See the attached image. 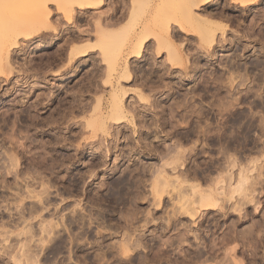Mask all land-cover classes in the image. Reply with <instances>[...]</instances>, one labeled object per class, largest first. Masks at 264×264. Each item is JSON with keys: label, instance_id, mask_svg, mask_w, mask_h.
Masks as SVG:
<instances>
[{"label": "rangeland", "instance_id": "obj_1", "mask_svg": "<svg viewBox=\"0 0 264 264\" xmlns=\"http://www.w3.org/2000/svg\"><path fill=\"white\" fill-rule=\"evenodd\" d=\"M33 1L0 0V264H264V0H243L248 5L215 0L198 7L184 0L187 8L192 6L189 13L181 0H104L98 8H75L69 22L58 10L64 0H39L50 9L48 26L27 19L35 16L29 5ZM166 1L171 8L163 7ZM194 16L200 18L197 25ZM202 17L227 27L202 25ZM96 21L100 29H117L115 36L101 40ZM28 23L41 30L32 29L27 38L19 31ZM146 28L151 35L141 47L142 58H130V46L140 34L146 36ZM159 36L171 42L159 41ZM14 37L22 49H11ZM86 45L84 57L71 51ZM172 51L179 58L169 56ZM113 97L125 111L122 126L111 119ZM225 100L235 101L228 106ZM239 111L248 117L246 136L236 132L240 142L227 154L209 142L213 134L208 139L200 133L190 141L180 137L198 112L210 113L229 133L231 117ZM177 146L186 150L184 165L165 168ZM10 155L18 166L7 173ZM227 155L238 158V167L252 169L248 174L258 182L253 202L242 211L227 199L214 211L175 217L176 193L163 192L160 204L153 199L151 184L161 166L168 179L186 177L187 184L207 189L212 182L206 179L225 172L215 167H226ZM124 178L128 183L120 189L122 199L115 181ZM42 185L48 190L39 198L42 204L26 197V186L36 195ZM186 186L183 193L191 195ZM42 224L51 230L48 237L40 231ZM124 241H130L128 254L120 248ZM22 244L28 246L21 249L26 254L20 252ZM52 245L58 249L51 251Z\"/></svg>", "mask_w": 264, "mask_h": 264}, {"label": "bare ground", "instance_id": "obj_2", "mask_svg": "<svg viewBox=\"0 0 264 264\" xmlns=\"http://www.w3.org/2000/svg\"><path fill=\"white\" fill-rule=\"evenodd\" d=\"M103 1L104 0H64V5H62V4H58V10H60L63 14H64V16H65V18H66V20L69 22V21H72V19L74 18L73 17V11H75L74 9L75 8H83V9H90V8H98V7H100L101 5H102V3H103ZM183 3H181V4H184L185 5V7L187 6L186 5V3H188V2H186V3H184L185 1L184 0H181ZM180 1V2H181ZM187 1H189L190 3H192V5H193V7L194 6H196V7H198V6H202V5H206V4H209V3H211V2H214L215 0H195V3H193L194 1H191V0H187ZM243 1V0H242ZM133 2V1H132ZM171 2V1H170ZM170 2H168L167 3V1H166V5L164 6L163 5V7H165V9H166V6L168 7L167 9H169V8H171V5H167V4H170ZM246 2V1H245ZM28 3H31V2H28ZM242 3V2H241ZM240 3V4H241ZM243 3H244V1H243ZM243 3H242V6H244V5H248V4H245L244 3V5H243ZM254 4V3H253ZM33 9V11H34V14H35V16H34V14H33V16L34 17H31V16H29V17H27V19H29V18H32V20L34 19V21H36V19H38L39 21H44L45 23H47V26H48V21H47V18H48V16L51 14V12H50V9L47 7V5H46V3H42V2H40L39 0H35V1H33L31 4H29ZM133 5V4H132ZM190 5V4H189ZM24 6V5H23ZM28 6V5H27ZM170 6V7H169ZM177 6V5H176ZM180 6V5H179ZM179 6H178V8H179ZM241 6V5H240ZM31 7H30V9H31ZM181 7V6H180ZM185 7L183 6V8L185 9ZM192 6L190 5V9H189V7L187 8L186 7V9H189V10H187L186 11V13L188 12L189 13V11L192 9L191 8ZM27 8V7H26ZM133 8V7H132ZM244 8H246V7H244ZM195 9V8H194ZM197 9V8H196ZM23 10V9H22ZM170 11H172V10H170ZM11 12V11H10ZM183 12V11H182ZM185 12V11H184ZM32 14H29V15H32ZM182 14V13H181ZM208 15V14H207ZM11 16V15H10ZM110 16V15H109ZM122 16V15H121ZM187 16V15H186ZM205 16V15H204ZM212 16V15H211ZM195 17V21H196V18H197V16H194ZM36 18V19H35ZM99 18H101V17H99ZM203 18V19H202ZM201 18V20L199 21L200 23H202V25H203V23H206V24H208L209 25V27L210 28H213L214 27V29H221L222 31L227 27V25H224V24H222V23H216L214 20H210V19H208L207 17H202ZM187 19V18H186ZM193 19V18H192ZM200 19V18H199ZM198 18H197V21H196V25L198 24L197 22H198V20H199ZM214 19V18H213ZM32 20H30V22H31V24L32 25H34V21H32ZM100 20V19H99ZM108 20H109V17H108ZM116 20V19H115ZM38 21V22H39ZM189 21H190V19H189ZM189 21H187V22H189ZM193 21V20H192ZM24 22V21H23ZM23 22H21V23H19V24H23ZM26 22H28V21H26ZM25 22V23H26ZM37 22V21H36ZM44 22H42V24L44 25L45 23ZM102 22V21H101ZM115 22V21H114ZM117 22H118V20H117ZM116 22V23H117ZM155 22V21H154ZM160 22V21H159ZM191 22V21H190ZM190 22H189V24H190ZM39 23H41V22H39ZM109 23V22H108ZM116 23H113V24H115L116 25ZM119 23V22H118ZM161 23V22H160ZM177 23V22H176ZM192 23V22H191ZM29 25V23H28V25H25L24 24V26H21V30L19 31V33H22L23 32V36H29L28 35V32H30L32 29L33 30H35L34 28H33V26L32 25ZM41 24V25H42ZM95 24H97V21H96V23ZM99 24H100V21H99ZM103 24V23H102ZM105 24V23H104ZM178 24V23H177ZM188 23H186V25H187ZM188 24V25H189ZM222 24V25H221ZM106 25V24H105ZM108 25V24H107ZM169 25V24H168ZM194 25V24H193ZM201 25V26H202ZM47 26H45V27H47ZM96 26V25H95ZM97 26H98V24H97ZM100 26H101V24H100ZM104 26V25H103ZM110 26V25H109ZM120 26V25H119ZM119 26H118V30H120V28H119ZM163 26V25H162ZM190 26H191V24H190ZM206 26V25H205ZM20 27V26H19ZM43 27V26H42ZM58 27V26H57ZM99 27V26H98ZM105 27V26H104ZM117 27V26H116ZM166 27V26H165ZM179 27V26H178ZM204 27V26H203ZM208 27V28H209ZM17 29H18V27H16ZM52 28V27H51ZM50 27H49V29H51ZM106 29H109V28H107V27H105ZM180 28V27H179ZM16 29V30H17ZM112 28H110L109 30H104V29H100V27H99V30L97 31V34H99V36L101 37V40H102V38L103 39H107V38H109V40H110V37L113 35V36H115V32H116V30L114 29V27H113V30H111ZM214 29H207V31H213ZM33 30H32V32H33ZM39 30H41V29H36L33 33H35V32H37V31H39ZM144 30V29H143ZM167 29H165V31H166ZM15 31V30H14ZM180 31H182V29L180 30ZM183 31H184V29H183ZM196 31V30H195ZM52 32V31H51ZM142 32H146V36H141V34H140V37L138 36L136 39V41H134V43H132V45L130 46L131 48H129V52H128V54L127 55H129V57L131 58H138V59H140V58H142V55H141V47L145 44L146 45V43L145 42H147V34H150L151 35V33L148 31V29L146 28L145 29V31H142ZM147 32H149V33H147ZM213 32H215V31H213ZM221 32V31H220ZM16 33H18V31L16 32ZM209 33V32H208ZM117 34H119V33H117ZM249 34V33H248ZM247 34V35H248ZM10 35H14V34H12V32L10 33ZM21 35V34H20ZM20 35H19V37H20ZM155 35V34H154ZM15 36V35H14ZM18 36V35H17ZM43 36V35H42ZM152 36H153V33H152ZM157 36V35H156ZM204 36V35H203ZM208 36V35H207ZM206 36V38H210V36H208L207 37ZM213 34H211V39L210 40H207V42L208 41H210V44L211 43H213V41L214 40H212L213 39ZM223 36V35H222ZM8 37H12V36H9L8 35ZM150 37V36H149ZM158 37V36H157ZM205 37V36H204ZM7 38V37H6ZM28 38V37H27ZM30 38V37H29ZM52 38V37H51ZM112 38V37H111ZM162 37H160L159 36V38H158V40L159 41H163V40H165L164 38L163 39H161ZM203 38V37H202ZM201 38V40H203ZM5 39V38H4ZM14 39H15V37H14ZM249 39V38H248ZM7 40L9 41V39L7 38ZM6 40V41H7ZM109 40H106V41H109ZM135 40V39H134ZM212 40V41H211ZM222 40H224V39H222ZM5 41V42H6ZM106 41L104 42V44H107L106 43ZM167 43H170L171 41H169V38H167V40H165ZM7 43H9V42H7ZM10 46H11V49H22L21 48V45L17 42V37H16V39L15 40H12V38H11V40H10ZM9 44L7 45V46H9ZM26 44V43H25ZM103 44V46H105ZM208 44V43H207ZM231 44V43H230ZM213 45V44H212ZM10 46H9V48H10ZM240 46H242V45H240ZM244 46V45H243ZM242 46V47H243ZM246 46V45H245ZM247 46H249V45H247ZM210 47V46H209ZM214 47V46H213ZM246 48V47H245ZM28 49V48H27ZM32 49H34V47L32 48ZM31 49V50H32ZM89 49V47H88V45H86V46H83V47H79V48H75L74 50H71L72 52L74 51V52H77L78 53V55H79V57L81 58V57H84V56H86V54L88 53V50ZM214 49V48H213ZM244 49V48H243ZM88 50V51H87ZM90 50H91V47H90ZM242 50V49H241ZM245 50H247V49H245ZM33 51V50H32ZM21 52V51H20ZM72 52H70V53H72ZM168 52V51H167ZM24 54V53H23ZM74 54V53H73ZM71 55V54H70ZM169 56H174V57H177V58H179L178 56H179V53L178 52H176V51H172L170 54H168ZM185 60H186V58H185ZM179 61V60H178ZM232 61V60H231ZM230 61V62H231ZM6 62V61H5ZM234 62V61H233ZM236 63V62H235ZM258 63H260V62H258ZM239 64V63H238ZM257 64V63H256ZM6 65V64H5ZM10 65V64H9ZM187 65V64H186ZM259 65V64H258ZM232 66V65H231ZM231 66H229V67H231ZM240 66V65H239ZM257 66V65H256ZM261 66V65H260ZM2 67V66H1ZM183 67V66H182ZM186 67V66H185ZM233 67V66H232ZM231 67V68H232ZM237 67V66H236ZM126 69V68H125ZM187 69V68H186ZM194 69V68H193ZM239 69V68H238ZM241 69V68H240ZM244 69V68H243ZM190 70V69H189ZM229 70H230V68H229ZM236 70V69H235ZM246 70V69H245ZM244 70V71H245ZM191 71H193V70H191ZM264 72V71H263ZM125 73L127 74V76H129V77H125V78H130V75H129V71L126 69L125 70ZM238 73V72H237ZM235 74H236V72H235ZM237 75V74H236ZM233 76V75H232ZM245 76V75H244ZM243 76V77H244ZM230 77V76H229ZM236 77V76H235ZM238 77V76H237ZM232 78V77H231ZM242 78V77H241ZM237 79V78H236ZM244 79V78H243ZM232 80L233 79H230L229 81H230V83L232 84V83H234V82H232ZM234 81V80H233ZM241 81V80H240ZM239 81V82H240ZM242 81H245V80H242ZM229 83V84H230ZM228 83H226V85H227ZM230 84V85H231ZM230 85H228V86H230ZM233 85V84H232ZM236 85H239V84H236ZM235 85V86H236ZM241 86V85H240ZM239 86V87H240ZM152 87V86H151ZM233 87V86H232ZM236 87H238V86H236ZM243 87V86H242ZM229 88H231V87H229ZM224 89V88H223ZM191 90H195V89H191ZM220 90V89H219ZM230 90V89H229ZM169 91V90H168ZM196 91H198V89L196 90ZM205 91V90H204ZM228 91V90H227ZM242 91V90H241ZM245 91V90H244ZM195 92V91H194ZM206 93V92H205ZM203 94V93H202ZM113 95H115L116 96V94H113ZM170 95V94H169ZM260 95V94H259ZM234 96V95H233ZM119 97V96H118ZM229 97H231V96H229ZM114 99V101L112 102V104H111V106H109V107H111V108H108V109H111L110 111H112V113H114L115 114V116H114V114H113V118H111L112 120H113V122H114V124H116V125H121L124 121H123V118L125 119V117L123 116V114H124V109H123V106L121 105V102H120V100H118V98L116 99L115 97H113ZM220 98V97H219ZM226 98V97H225ZM232 98V97H231ZM234 99V98H233ZM192 100V99H191ZM190 100V101H191ZM220 100V99H219ZM218 100V101H219ZM236 100V99H235ZM234 100V101H235ZM239 100V99H238ZM186 101V100H185ZM184 101V102H185ZM222 102L224 101V100H221ZM226 101V100H225ZM231 101V100H230ZM234 101H231V102H234ZM237 101V100H236ZM240 101V100H239ZM242 101V100H241ZM182 102V101H181ZM188 102H189V100H188ZM226 102H228V101H226ZM230 102V103H231ZM147 103V102H146ZM177 103H179V102H177ZM216 103V102H215ZM217 103H219V102H217ZM229 103V102H228ZM229 103V104H230ZM145 104V103H144ZM193 104V103H192ZM220 104H222V103H220ZM224 104H227V103H224ZM211 105V104H210ZM228 105V104H227ZM259 105H261V104H259ZM179 106H180V104H179ZM183 106V105H182ZM187 106V109H189L190 107H188V105H186ZM185 106V107H186ZM194 106V105H193ZM212 106V105H211ZM210 106V107H211ZM214 106V105H213ZM213 106H212V108H213ZM219 106H221V105H219ZM225 106V105H224ZM228 106H232L231 104L230 105H228ZM227 106V107H228ZM262 106V105H261ZM260 106V107H261ZM173 107V106H172ZM184 107V106H183ZM192 107V106H191ZM199 107V106H198ZM209 107V106H208ZM218 107V106H217ZM222 107V106H221ZM220 107V108H221ZM144 108V107H143ZM170 108V107H169ZM195 108V107H194ZM201 108V107H200ZM212 108H210V109H212ZM184 109V108H183ZM198 109V108H197ZM202 109V108H201ZM223 109V108H222ZM225 109H226V107H225ZM225 109H223L224 111H225ZM231 109V108H230ZM229 109V110H230ZM175 110V109H174ZM190 110H192L191 108H190ZM221 110V109H220ZM109 111V112H110ZM173 111V110H172ZM187 111V110H186ZM193 111V110H192ZM201 111V110H200ZM219 111V109L217 110V112ZM164 112V111H163ZM174 112V111H173ZM173 112H171L172 114L171 115H173ZM177 112V111H176ZM190 112V111H189ZM195 112H197V111H195ZM222 112V110L220 111V113ZM170 113V112H169ZM181 114H182V112H181ZM192 114V113H191ZM196 114V113H195ZM210 114V113H209ZM209 114H207V115H205V113H202V112H198L196 115L197 116H199V117H201V118H199L198 117V119L197 120H192V125L191 126H189L190 127V130L188 131L187 130V132H185V133H183V134H181V138L183 139V140H185V141H190V140H192V138H199V135H200V133H201V135H200V137L202 136V134L203 133H206V137L208 136V135H210V134H213L212 135V137L210 136V138H211V141H209V142H212L213 144V146H218V149H221V150H223L222 152H224L225 153V151H226V149L227 150H231V149H234L238 144H237V142L239 141V139H237L238 141H236V137L234 136L235 134H236V132H238L239 131V133H241L242 134V136H244V138H245V134H246V131H245V129L244 128H246L245 126H247V124H246V114L244 115V114H242V113H240V111L237 113V115H231L232 117V119H231V122H229V125L231 126V129H230V132L228 133V130H226V126L224 125V124H222L223 126H218L217 124H219L217 121H216V118H210L208 115ZM108 115V114H107ZM127 115V114H126ZM177 115V114H176ZM178 115H179V113H178ZM186 115H187V113H186ZM194 115V114H193ZM196 115H194V116H196ZM168 116V115H167ZM190 116V115H189ZM188 116V117H189ZM193 116V117H194ZM218 116V115H217ZM173 117V116H172ZM175 117V116H174ZM180 117V116H179ZM182 117H183V115H182ZM182 117H181V119H182ZM187 116H185V120H188V119H186V118H188ZM191 117V116H190ZM229 117V116H228ZM251 117V116H250ZM253 117V116H252ZM251 117V118H252ZM248 118V117H247ZM108 119V118H107ZM107 119H106V121H107ZM165 119V118H164ZM167 119V118H166ZM175 119V118H174ZM180 119V120H181ZM201 119H203V122H204V125H201L200 124V120ZM229 119V118H228ZM246 119V120H245ZM262 121H264V119H262V118H260ZM222 120V119H221ZM220 120V121H221ZM225 120V119H224ZM102 121V123H100L101 125L103 124V126H104V121L103 120H101ZM101 121H99V122H101ZM176 121H178V120H176ZM248 121H250V120H248ZM252 121H253V119H252ZM257 121V120H256ZM6 122V121H5ZM131 122H133L132 120H131ZM164 122V121H163ZM184 122V121H183ZM182 122V123H183ZM223 122V121H222ZM261 122V121H260ZM171 123V122H170ZM170 123H168V124H170ZM181 123V124H182ZM190 123V124H191ZM226 123H228V122H226ZM249 123V122H248ZM113 124V123H112ZM249 124H251V123H249ZM174 125V124H173ZM253 125H255L254 123H253ZM102 126V127H103ZM122 126V125H121ZM251 126V125H250ZM186 127V126H185ZM249 127V126H248ZM262 127V126H261ZM230 128V127H229ZM251 128V127H250ZM248 129V128H247ZM108 131V130H107ZM205 131V132H204ZM249 131V130H248ZM103 134H105V133H103ZM216 134H218L217 135V137H216ZM240 134V135H241ZM107 135V134H106ZM239 135V134H238ZM178 136V135H177ZM236 136H237V134H236ZM238 137V136H237ZM180 138V139H181ZM202 138H204V137H202ZM208 138V137H207ZM242 138V137H241ZM240 138V139H241ZM206 139V138H205ZM204 139V140H205ZM209 139V138H208ZM243 139V138H242ZM178 140V139H177ZM196 141H198V140H196ZM240 142V141H239ZM244 142V141H243ZM177 143V142H176ZM100 144V143H99ZM174 144V143H173ZM180 144V143H179ZM207 145H211L210 143H207ZM176 146V145H175ZM241 146V145H240ZM243 146V145H242ZM173 148H174V146H172ZM173 148H171V149H173ZM177 149H178V146L176 147ZM175 148V149H176ZM180 148V147H179ZM100 149V148H99ZM110 149V148H109ZM167 149H169V148H167ZM171 149H170V151H171ZM175 149H173V151L175 152ZM191 149V148H190ZM262 149H263V147H262ZM189 150V149H188ZM105 151V150H104ZM186 150L184 149H178L177 151H176V153H174V152H172V153H174V154H176L174 157H171V156H173V155H171L170 156V158L171 159H168V160H171V162H169V163H167V161H166V164L164 165V167L166 166V167H170V164H172L173 163V165L175 164V166H178L177 165V163H179L180 165H184L183 164V162L185 161L184 160V155H185V152ZM220 151V150H219ZM168 153V152H167ZM227 153H228V151H227ZM227 153H225V154H227ZM237 153V152H236ZM187 154V153H186ZM224 154V155H225ZM234 154V153H233ZM164 156V155H163ZM228 156V155H227ZM231 155H229L228 157H224V161L226 162H224L223 164H227V166L225 167V165H224V167H223V165L222 166H219V167H215V168H217V170L219 169V170H221V172L223 171V170H225V172L224 173H219V172H217V173H219V174H217L218 176L216 177V178H210V179H206L207 181H211L212 183H210L211 184V186L209 187H207V189L205 188V189H201L200 188V185L198 184V183H195V184H187V180L186 179H188V178H186V177H183L182 178V176H180V177H174L173 178V180L172 179H168L167 177V171L165 172L164 171V167L163 166H161L160 168H158V170H157V172L155 173L156 175H155V177H154V180L152 181V186H151V193H152V196L154 197L153 199H157L158 200V204H160V198L162 197V195H163V192H165L167 195H171V193L172 194H174V193H176L177 195H175V196H177V198H178V200H176V202H175V204L173 203V205H174V208H172V212H173V214L175 215V217H176V215L178 216H184V217H188V218H193V217H195L196 216V214L199 212V211H214V210H216V209H219L220 207H222V203L225 201V200H229V201H232V200H235L233 203H234V205H235V203H237L238 205V207L239 208H241L243 205H246V204H248V203H251V202H253V197H252V192H254L253 190H254V188L256 187L255 185L258 183H256L254 180H253V178H252V176L253 175H251V177L249 176V174L251 173L252 174V169H251V171H248V169H245L246 167H242V165H241V167H238V166H240L239 165V161H238V158H236V156H231ZM263 158H264V156H262ZM240 158V157H239ZM9 160V159H8ZM166 160H167V158H166ZM241 162V161H240ZM264 162V161H263ZM256 163H258L257 161H256ZM9 164V163H8ZM221 164V163H220ZM251 164V163H250ZM253 164V163H252ZM219 165V164H218ZM217 165V166H218ZM249 165V164H248ZM17 166H18V163H17V158L15 157V156H12V155H10V165H9V169H7L8 171H7V173H10V171H12V170H15L16 168H17ZM172 166V165H171ZM175 166L172 168V169H174L175 168ZM216 166V165H215ZM254 166V165H253ZM257 167L258 166H261V165H256ZM117 167V166H116ZM159 167V166H158ZM163 167V168H162ZM165 167V168H166ZM179 167V166H178ZM214 167V166H213ZM239 168V171H237L238 173H236V175L234 174L233 175V170L235 169V168ZM251 167H252V165H251ZM264 167V166H263ZM118 168V167H117ZM250 168V167H249ZM145 169V168H144ZM147 169V168H146ZM264 169V168H263ZM114 170V169H113ZM143 170V169H142ZM168 170V169H167ZM216 170V171H217ZM236 170V169H235ZM234 170V171H235ZM154 171V170H153ZM171 171V170H170ZM260 171V170H259ZM14 172V171H13ZM164 172L166 173V174H164ZM193 172V171H192ZM261 172V171H260ZM144 173V172H143ZM183 173V172H182ZM249 173V174H248ZM255 173H257L256 172V170H255ZM17 174V172L15 171V175ZM184 174H186V173H184ZM189 174V173H188ZM8 175V174H7ZM197 175V171L196 172H194V174H193V177H195ZM261 175V174H260ZM259 175V176H260ZM185 176V175H184ZM199 176V175H198ZM254 176H256V175H254ZM189 177V176H188ZM200 177V176H199ZM236 177V178H235ZM257 177V176H256ZM4 178V177H3ZM118 178H120V177H118ZM127 178V177H126ZM191 177H189V179H190ZM121 179V178H120ZM116 180L115 181V184H116V186H117V196L118 197H120V198H122L123 196H122V194L121 193H123L122 191L120 192V189H122L123 187H126V184L128 183V181H125V178L124 179H122V180ZM256 179V178H255ZM259 179V178H258ZM130 181V180H129ZM206 181V182H207ZM131 182V181H130ZM189 182V181H188ZM208 183V182H207ZM131 184V183H130ZM129 184V185H130ZM186 184H187V186H186ZM132 185V184H131ZM135 185V184H134ZM184 185L188 188H190V191H191V195H189L187 192H186V194H185V192L183 193V190H185L184 188ZM209 185V184H208ZM136 186V185H135ZM255 186V187H254ZM258 186V185H257ZM5 187V186H4ZM27 187L28 186H26V189H25V191L24 192H26V197L28 198V196H31V198L33 199V197L34 198H38V202L37 203H39L40 202V200L41 199H39V198H41V196H43L42 194H44V193H47L48 192V190H47V187L46 186H44V185H42V190L40 191V192H37L36 193V195H34L33 193H34V191H31L30 189H27ZM113 187H115V186H113ZM112 187V188H113ZM158 187H160V189H161V191H160V189L158 188ZM18 188V187H17ZM158 188V189H157ZM186 188V189H187ZM188 188V189H189ZM129 189H130V187H129ZM168 189V190H167ZM114 190V189H113ZM126 190V189H125ZM160 192H159V191ZM109 191H112V190H110L109 189ZM108 191V192H109ZM130 191V190H129ZM189 191V192H190ZM131 192V191H130ZM111 193V192H110ZM112 193H113V191H112ZM111 193V194H112ZM115 193V192H114ZM113 193V194H114ZM111 194H110V196H111ZM183 194H185V195H183ZM18 194H16V196H17ZM28 195V196H27ZM126 195V197H127V194H125ZM15 196V197H16ZM172 196V195H171ZM170 196V197H171ZM236 196L238 197L237 199H236ZM19 197H21V196H19L18 195V198ZM114 197H115V195H114ZM173 197V196H172ZM24 199H27V198H25V197H23ZM42 198H44V197H42ZM107 198V197H106ZM124 198H125V196H124ZM135 198V197H134ZM176 198V199H177ZM240 198V200H238ZM23 199V200H24ZM30 199V198H29ZM109 199H110V197H109ZM116 199H117V197H116ZM123 199V198H122ZM129 199V198H128ZM119 200V199H118ZM121 200V199H120ZM127 200V199H126ZM126 200L124 201V202H126ZM133 200V199H132ZM171 200V199H170ZM228 201V202H229ZM17 202V201H16ZM15 202V203H16ZM19 202L21 203L22 201H20L19 200ZM171 202H172V200H171ZM45 203V202H44ZM123 203V202H122ZM128 203H129V201H128ZM133 203V202H132ZM156 203V204H157ZM40 204H42V201L40 202ZM116 204H119V203H116ZM121 204V203H120ZM124 204V203H123ZM130 204V203H129ZM19 205V204H18ZM17 205V206H18ZM133 205V204H132ZM223 205H224V203H223ZM159 206V205H158ZM232 206V205H231ZM131 207V206H130ZM224 207V206H223ZM234 207V206H233ZM238 207L237 208H234V209H237L239 212L240 211H242V209L243 208H241V209H238ZM34 209H35V207H33ZM32 209V208H31ZM33 209V210H34ZM222 209V208H221ZM32 210V211H33ZM22 211V210H21ZM35 212H36V214H38L37 212H39L38 210L36 211L35 210ZM34 212V213H35ZM171 212V213H172ZM33 213V212H32ZM33 213V214H34ZM207 213V212H206ZM28 214H31V212L30 213H28ZM134 214V213H133ZM133 214H132V216H133ZM21 215V214H20ZM174 215H172L173 217H174ZM31 216V215H30ZM126 216V215H125ZM172 216H170V218H173ZM178 216V217H179ZM23 217H24V215H23ZM129 217V216H128ZM169 217V216H168ZM19 218H20V216H19ZM102 218V217H101ZM134 218V220H135V217H133ZM131 219V218H130ZM23 220V219H22ZM126 220V219H125ZM167 220H168V218H167ZM174 220V219H173ZM127 221V220H126ZM24 222V221H23ZM130 222V221H129ZM129 224V223H128ZM49 225V224H48ZM52 225V224H51ZM50 226V225H49ZM55 226L57 227V225L55 224ZM39 227H41L40 228V231L41 232H46V234H47V237H48V235H49V233L51 232V230H50V232L48 231L49 229V227L47 226V227H45V225H40ZM116 227V226H115ZM118 227V226H117ZM116 227V228H117ZM30 228H32V227H30ZM54 229H56L55 227H53ZM29 229V228H28ZM36 229H38V228H36ZM51 229V228H50ZM118 229H119V227H118ZM22 230V229H21ZM24 231L26 230V229H23ZM33 230V229H32ZM24 231H20V234L21 235H25V234H27L26 232H25V234H22ZM29 230H27V232H28ZM54 231V230H53ZM53 231H52V235L54 234L53 233ZM133 231V230H132ZM135 231V230H134ZM37 232V231H36ZM28 233H31V232H28ZM7 234H8V232H7ZM17 234H19V231L17 232ZM16 234V235H17ZM19 234V235H20ZM32 234V233H31ZM30 234V235H31ZM42 234V233H41ZM45 234V235H46ZM71 234V233H70ZM98 234V233H97ZM15 235V236H16ZM19 235H17V236H19ZM37 235V234H36ZM36 235H35V237H36ZM101 234H99V236H100ZM126 235V234H125ZM27 236V235H26ZM25 236V237H26ZM42 236H43V234H42ZM73 236H74V234H73ZM98 236V235H97ZM128 236V235H127ZM185 236V235H184ZM22 237V236H21ZM30 237H32V236H30ZM40 237V236H39ZM38 237V238H39ZM46 237V236H45ZM126 237V236H125ZM19 238V237H18ZM128 238V237H127ZM42 239V238H41ZM58 239V238H57ZM56 239V240H57ZM73 239V238H72ZM53 240V239H52ZM59 240V239H58ZM61 240V239H60ZM60 240H59V242H60ZM124 240H126V238L124 239ZM129 240V239H128ZM28 241H29V239H28ZM41 241V240H40ZM71 241H73V240H70V242ZM25 242H27V241H25ZM56 242H58V241H56ZM56 242H55V240H54V243L56 244ZM62 242H64V241H62ZM128 242H130V241H124L121 245H120V248H121V251H123L125 254H128V252H129V248H130V245H129V243ZM29 244V243H28ZM54 244V245H55ZM66 244V243H65ZM135 244V243H134ZM133 244V245H134ZM138 244V243H137ZM23 245V244H22ZM21 245V247L19 248L20 249V252H24L25 254H26V251H21V249H23V248H25V246H26V244H24L23 246ZM54 245H52V247H50L51 248V251H53L55 248L56 249H58L57 247H55ZM97 245H99V243L97 244ZM31 246V245H30ZM51 246V245H50ZM65 246V245H64ZM26 247H28V246H26ZM60 247H62V244H60ZM114 247V246H113ZM63 248V247H62ZM28 249V248H27ZM53 249V250H52ZM112 249V248H111ZM114 249V248H113ZM28 250H30V249H28ZM63 250V249H62ZM31 251V250H30ZM60 251H61V248H60ZM28 252V251H27ZM55 252V251H54ZM57 252H59V250L57 251ZM56 253V252H55ZM21 254H23V253H21ZM53 254V253H52ZM99 255V254H98ZM102 255V254H101ZM101 255H99L100 257H101ZM104 255V254H103ZM18 256V255H17ZM17 256H15V257H17ZM98 256V257H99ZM25 257H26V255H25ZM97 257V256H96Z\"/></svg>", "mask_w": 264, "mask_h": 264}, {"label": "flooded vegetation", "instance_id": "obj_3", "mask_svg": "<svg viewBox=\"0 0 264 264\" xmlns=\"http://www.w3.org/2000/svg\"><path fill=\"white\" fill-rule=\"evenodd\" d=\"M209 117L213 119V116H210V115H209Z\"/></svg>", "mask_w": 264, "mask_h": 264}]
</instances>
